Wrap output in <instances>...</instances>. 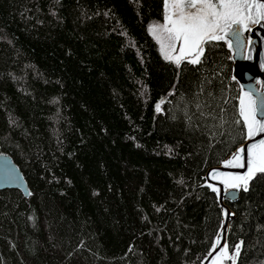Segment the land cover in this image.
<instances>
[{"label":"trees","instance_id":"trees-1","mask_svg":"<svg viewBox=\"0 0 264 264\" xmlns=\"http://www.w3.org/2000/svg\"><path fill=\"white\" fill-rule=\"evenodd\" d=\"M163 22V0H0V154L31 193L0 190V264H202L240 88L223 41L165 60ZM231 207L229 254L264 264V176Z\"/></svg>","mask_w":264,"mask_h":264},{"label":"snow or ice","instance_id":"snow-or-ice-1","mask_svg":"<svg viewBox=\"0 0 264 264\" xmlns=\"http://www.w3.org/2000/svg\"><path fill=\"white\" fill-rule=\"evenodd\" d=\"M163 24L149 25L148 31L160 45L164 59L175 63L177 67L182 61L199 65L205 55L204 45L211 42H226L227 48L234 53V42L238 44L245 59H252L253 40L247 44L241 40L244 31H251L250 25L264 27V0H163ZM264 66V65H262ZM232 79L235 80L233 76ZM237 113L239 119L234 123L242 125V135L245 140L253 141L247 148H237L230 159L223 161L228 168L244 169L242 173L214 172L213 179H220L225 191L249 190L250 182L258 174L264 176V138L256 139L264 134V100L258 101L252 92L244 91L241 86ZM162 100L156 105V111H161ZM221 120L220 127L223 128ZM221 134H223L221 132ZM214 193H220V188L209 184ZM31 195V193H29ZM225 219L229 213H223ZM227 229L222 224L208 253L212 256L217 248L219 253L212 258L210 264H222V257L235 264L240 256L243 241L234 245V252L229 254L226 240ZM222 245V246H221Z\"/></svg>","mask_w":264,"mask_h":264},{"label":"water","instance_id":"water-1","mask_svg":"<svg viewBox=\"0 0 264 264\" xmlns=\"http://www.w3.org/2000/svg\"><path fill=\"white\" fill-rule=\"evenodd\" d=\"M251 31H244L242 33L241 40L244 44H247L249 38L253 40L252 45V59H245L241 53L240 47L238 44L234 42V53L235 56L233 57V52L231 53V60L233 63V76L235 77V81L239 85L240 88V95H241V86L243 87L244 91L252 92L254 98L258 101L264 100V27H260L259 25H250ZM224 42V41H223ZM226 43V42H225ZM205 47V45H204ZM234 80V79H233ZM263 84V89L259 90L258 85ZM264 138V134L256 139ZM253 141L246 140L244 143L239 145L237 148L247 146L252 143ZM237 148L223 161L230 159L232 154L235 153ZM223 161L221 164L213 166L209 168L205 174L204 186L209 188L208 185H214L220 188V193H214L210 188V191L214 193L217 197L221 214H222V221L221 225L223 224L227 229L226 233V240L228 243V236L230 232L231 223L236 219V213L234 209L231 207V204L238 203L242 196V189L239 191L235 190H227L225 191L224 185L220 182V179H213L212 173L214 170L216 172H223V173H242L244 169L239 168H228L223 166ZM251 183V182H250ZM4 189H19L21 190L25 196L29 197V188L27 185V181L18 167V165L14 162L12 157L7 154H0V190ZM227 211L229 216L225 219L223 213ZM221 227V226H220ZM222 246V245H221ZM220 248H217L216 252L212 254V256H206L203 260L202 264H210V261L214 256L219 253ZM222 257L221 259H223ZM231 264H233V261ZM235 264H238V259H236Z\"/></svg>","mask_w":264,"mask_h":264},{"label":"rangeland","instance_id":"rangeland-1","mask_svg":"<svg viewBox=\"0 0 264 264\" xmlns=\"http://www.w3.org/2000/svg\"><path fill=\"white\" fill-rule=\"evenodd\" d=\"M164 23V22H163ZM163 23H160V24H163ZM258 88H259V90H262L263 89V84H259L258 85ZM225 259V257L222 259V262H223V260Z\"/></svg>","mask_w":264,"mask_h":264}]
</instances>
